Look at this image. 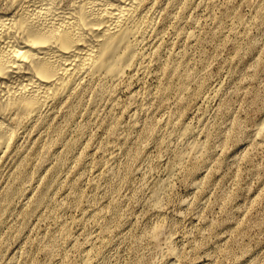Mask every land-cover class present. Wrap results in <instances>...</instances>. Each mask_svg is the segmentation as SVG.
I'll use <instances>...</instances> for the list:
<instances>
[{
	"label": "rangeland",
	"instance_id": "obj_1",
	"mask_svg": "<svg viewBox=\"0 0 264 264\" xmlns=\"http://www.w3.org/2000/svg\"><path fill=\"white\" fill-rule=\"evenodd\" d=\"M182 1L112 99L56 113L28 180L3 167L0 264H264V0Z\"/></svg>",
	"mask_w": 264,
	"mask_h": 264
},
{
	"label": "bare ground",
	"instance_id": "obj_2",
	"mask_svg": "<svg viewBox=\"0 0 264 264\" xmlns=\"http://www.w3.org/2000/svg\"><path fill=\"white\" fill-rule=\"evenodd\" d=\"M186 1H182L185 7ZM164 2L165 27L170 12L180 8L181 0H169V5L167 0H0V172L7 163L8 167L17 163L14 182L28 180L25 170L31 162L33 167H40L45 134L57 130L54 122L59 110L68 113L87 102L95 104L112 99L121 86L127 85L129 71L145 67L142 63L148 57L147 47H154L159 40L162 25L158 20ZM177 70L178 65H172L168 67V74L174 75ZM261 122L259 128L264 127V121ZM25 133L33 136L28 140ZM23 137L25 140L21 141ZM65 144L62 156L53 161L56 162L53 170L50 166L52 172L68 159L74 141ZM199 145H192V150L196 151ZM199 149L198 152L202 148ZM34 175L35 171L32 179ZM15 188V191L7 190L8 194L2 190V194L12 198L18 190ZM37 190L35 204L44 199L43 189ZM29 208L24 211L27 216ZM6 211L0 207V216L3 212L6 215ZM169 253L174 250L170 249Z\"/></svg>",
	"mask_w": 264,
	"mask_h": 264
}]
</instances>
